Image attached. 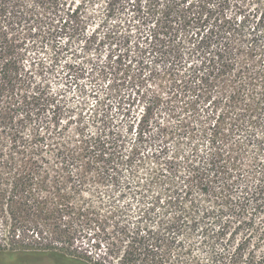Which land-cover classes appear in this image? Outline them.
I'll return each mask as SVG.
<instances>
[{
    "label": "trees",
    "instance_id": "obj_1",
    "mask_svg": "<svg viewBox=\"0 0 264 264\" xmlns=\"http://www.w3.org/2000/svg\"><path fill=\"white\" fill-rule=\"evenodd\" d=\"M0 231V264H264V0H0Z\"/></svg>",
    "mask_w": 264,
    "mask_h": 264
},
{
    "label": "rangeland",
    "instance_id": "obj_2",
    "mask_svg": "<svg viewBox=\"0 0 264 264\" xmlns=\"http://www.w3.org/2000/svg\"><path fill=\"white\" fill-rule=\"evenodd\" d=\"M41 127L42 129H40L41 133L44 136H49L50 134V129L49 126H46L45 124H42ZM37 130V122L33 121V122H26L24 125V136H34V134L36 133ZM2 234V232L0 231V235ZM93 238L90 236V234H86V233H82L79 236H76L74 244L72 246V248H70L69 253H71V256L73 257H77L82 261L88 262V264H97L99 263V258L100 256H105V253L107 252L106 248H101L99 249H95L93 247ZM108 250V255H107V264H110L112 262H116L115 257L118 254V252L114 249H112V252H110V254H112L110 256ZM109 262V263H108ZM29 264H54L53 262L50 261H38V262H34V263H29Z\"/></svg>",
    "mask_w": 264,
    "mask_h": 264
}]
</instances>
